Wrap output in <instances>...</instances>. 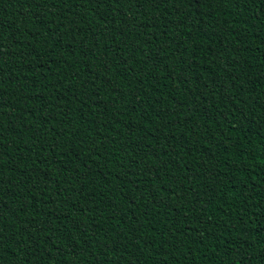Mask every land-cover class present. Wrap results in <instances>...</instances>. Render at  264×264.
Instances as JSON below:
<instances>
[{"label": "trees", "instance_id": "obj_1", "mask_svg": "<svg viewBox=\"0 0 264 264\" xmlns=\"http://www.w3.org/2000/svg\"><path fill=\"white\" fill-rule=\"evenodd\" d=\"M0 264H264V0H0Z\"/></svg>", "mask_w": 264, "mask_h": 264}]
</instances>
